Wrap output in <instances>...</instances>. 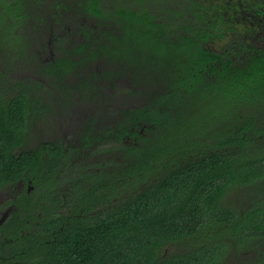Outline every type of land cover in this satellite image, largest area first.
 Instances as JSON below:
<instances>
[{
	"label": "trees",
	"instance_id": "1",
	"mask_svg": "<svg viewBox=\"0 0 264 264\" xmlns=\"http://www.w3.org/2000/svg\"><path fill=\"white\" fill-rule=\"evenodd\" d=\"M39 2L0 0V191L32 185L0 224L7 262L264 264V0H76L90 42L45 67ZM66 60L90 72L78 106L90 101V157L105 163L87 176H62L70 147L35 136L54 103L14 77L34 68L54 92L75 75Z\"/></svg>",
	"mask_w": 264,
	"mask_h": 264
},
{
	"label": "flooded vegetation",
	"instance_id": "2",
	"mask_svg": "<svg viewBox=\"0 0 264 264\" xmlns=\"http://www.w3.org/2000/svg\"><path fill=\"white\" fill-rule=\"evenodd\" d=\"M58 1V0H57ZM56 1V3H57ZM48 2H53L52 0H47L45 3H37L36 7L39 8L42 14V20L44 28L40 29L33 36V48L34 55L37 57L35 65L39 67H45L47 64L54 61V58H59L63 60L65 56H71V59H76L77 51L76 47L80 44L88 41L90 35L93 34L96 27L93 25L94 20L88 16H80L75 11L77 5L76 0H59V4L54 5L51 9L47 6ZM54 3V2H53ZM40 4V5H39ZM75 15L77 21H66L68 17ZM40 17V18H41ZM39 19V18H38ZM36 19L35 22L41 20ZM92 24V26L90 25ZM90 42V40H89ZM36 53V54H35ZM68 69L75 71V75L72 77H65L66 84L58 82L55 86L54 92L49 93L47 88L50 87L49 83L46 81L47 75L44 73H39L33 79H39L44 84L43 97L50 103L49 100L54 103L51 111L47 117L43 118L42 124L39 125L35 136L39 137L41 141H51L59 143L62 147L63 152H68L69 147L72 159V163L68 168L62 167V176H69L72 174L87 176L90 174V168H93L94 163L98 160L102 164L105 163V159L91 160L90 157V115L93 116L94 112L90 113V101L83 104V106H78L79 99L82 95L89 98L90 97V87L85 90L84 83L80 84V79L77 80L82 74V77H87L90 81V72H86L85 69L79 68L75 69L72 63L65 61ZM87 71L88 68H87ZM84 80V79H83ZM55 96V98L49 96ZM50 118V119H49ZM127 142V140H124ZM31 143L35 144L36 139H32ZM93 158V157H92ZM107 158V157H106ZM115 159H119V156H115ZM81 167V172L78 171ZM91 164V166H90ZM87 187H89V182H87ZM30 192L32 190V185L30 181L27 182L19 180L13 188L8 190L0 191V219L2 216L4 218L0 221V224L4 221L5 217L13 209V200L16 198L17 194L22 191ZM56 193L59 200H66L68 198V193L72 192L70 187L60 186L56 188ZM264 197V194H262ZM75 199H83L81 196H76ZM225 202L229 207H237L235 200L237 198H232L231 195L225 196ZM58 212L61 213V203L58 204ZM0 247V264H10L7 262V257L3 255L4 248ZM166 251V250H165ZM165 254V252H163ZM233 253H228L231 255ZM229 257H226L228 259ZM233 264L237 261L231 259ZM227 264V263H225Z\"/></svg>",
	"mask_w": 264,
	"mask_h": 264
},
{
	"label": "rangeland",
	"instance_id": "3",
	"mask_svg": "<svg viewBox=\"0 0 264 264\" xmlns=\"http://www.w3.org/2000/svg\"><path fill=\"white\" fill-rule=\"evenodd\" d=\"M75 15H71L70 17H68L66 19V21H70L72 22V20L74 21H77L75 18ZM34 68L32 69H29L27 70L26 68H20L19 70H17L15 73H14V77H17V78H32V77H35L37 74L33 73ZM237 194H234L232 197L234 198H237ZM179 246H173V245H170V246H167L166 247V250L168 251V253H174L178 250ZM231 256H229L228 259H226V262H222V264H233L232 261L230 260Z\"/></svg>",
	"mask_w": 264,
	"mask_h": 264
},
{
	"label": "water",
	"instance_id": "4",
	"mask_svg": "<svg viewBox=\"0 0 264 264\" xmlns=\"http://www.w3.org/2000/svg\"><path fill=\"white\" fill-rule=\"evenodd\" d=\"M3 218H4V216L1 217L0 221H2Z\"/></svg>",
	"mask_w": 264,
	"mask_h": 264
}]
</instances>
